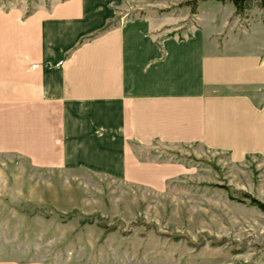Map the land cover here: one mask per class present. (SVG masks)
Instances as JSON below:
<instances>
[{
	"label": "crops",
	"instance_id": "1",
	"mask_svg": "<svg viewBox=\"0 0 264 264\" xmlns=\"http://www.w3.org/2000/svg\"><path fill=\"white\" fill-rule=\"evenodd\" d=\"M142 6L0 9V163L145 181L137 150L155 140L264 158V47L165 34Z\"/></svg>",
	"mask_w": 264,
	"mask_h": 264
},
{
	"label": "rangeland",
	"instance_id": "2",
	"mask_svg": "<svg viewBox=\"0 0 264 264\" xmlns=\"http://www.w3.org/2000/svg\"><path fill=\"white\" fill-rule=\"evenodd\" d=\"M53 0H0L31 13ZM166 21L163 32H203L220 44L264 47V8L229 2L123 0ZM171 7V8H170ZM169 9L159 12V9ZM127 6L117 21L137 16ZM164 18V19H163ZM116 21V22H117ZM115 22V21H114ZM113 22V23H114ZM150 176L128 180L84 171L0 163V259L44 264H264V158L234 161L201 145L153 141L137 150Z\"/></svg>",
	"mask_w": 264,
	"mask_h": 264
},
{
	"label": "trees",
	"instance_id": "3",
	"mask_svg": "<svg viewBox=\"0 0 264 264\" xmlns=\"http://www.w3.org/2000/svg\"><path fill=\"white\" fill-rule=\"evenodd\" d=\"M201 1H207V0H183V1H181L178 4V6L179 7H181V6H188L190 8V11L192 13H196L197 12V9H198L199 2H201ZM216 1L229 2V3H231L234 6L235 12L237 14H243L244 12H246V10H248L249 8H251V6L253 4H257L260 7L264 8V0H216ZM170 8L169 9H167V8L166 9L165 8L164 9H159L158 11L159 12H166L167 10L169 11ZM140 14H144L143 11H141ZM244 197L247 200H249V203L251 205H254V206L258 207L260 210H262L264 212V204L262 202H260L256 198L252 197L248 193L247 194H244Z\"/></svg>",
	"mask_w": 264,
	"mask_h": 264
}]
</instances>
